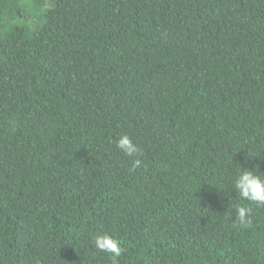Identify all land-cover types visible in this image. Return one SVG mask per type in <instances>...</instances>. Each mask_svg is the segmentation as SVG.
<instances>
[{
    "label": "trees",
    "instance_id": "obj_1",
    "mask_svg": "<svg viewBox=\"0 0 264 264\" xmlns=\"http://www.w3.org/2000/svg\"><path fill=\"white\" fill-rule=\"evenodd\" d=\"M236 164L264 173V0H0V264H111L98 231L119 264H264Z\"/></svg>",
    "mask_w": 264,
    "mask_h": 264
},
{
    "label": "clouds",
    "instance_id": "obj_2",
    "mask_svg": "<svg viewBox=\"0 0 264 264\" xmlns=\"http://www.w3.org/2000/svg\"><path fill=\"white\" fill-rule=\"evenodd\" d=\"M116 147L125 153L129 157H138L142 154L141 148L134 143L132 138L123 134L115 141ZM249 155H251L249 153ZM141 159H134L132 169L141 166ZM239 169L232 177V187L244 200L248 201L256 207H264V173L258 171L259 165H254L252 169ZM234 219H237L240 224L246 225L249 223V218L253 213V208L248 206L237 205L236 207H230L225 211V214L229 217L233 215ZM92 245L94 249L107 255L111 264H119V258L124 253L125 249L121 245V242L114 238L107 232H96L91 237Z\"/></svg>",
    "mask_w": 264,
    "mask_h": 264
}]
</instances>
